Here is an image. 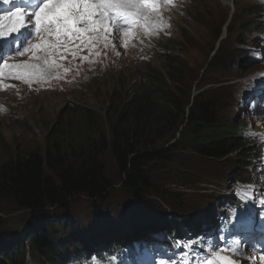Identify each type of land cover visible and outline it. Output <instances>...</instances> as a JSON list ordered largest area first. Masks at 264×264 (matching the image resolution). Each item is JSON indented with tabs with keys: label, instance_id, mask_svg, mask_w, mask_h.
Masks as SVG:
<instances>
[{
	"label": "trees",
	"instance_id": "16d2710c",
	"mask_svg": "<svg viewBox=\"0 0 264 264\" xmlns=\"http://www.w3.org/2000/svg\"><path fill=\"white\" fill-rule=\"evenodd\" d=\"M261 6L258 3L255 11L244 13L256 31L263 28ZM237 20L236 14L228 33ZM245 46L222 50L221 43L211 65L225 71L244 58L245 67L255 66ZM187 81L188 76L175 73L170 74L172 84L165 77L138 78L130 88L132 94L112 95L103 115L76 111V122H61L46 136L43 152L27 149L17 157L9 152L0 163V210L10 202L24 210L28 220L19 229L0 230V264H28L29 257L38 264H68L72 255L91 252V241L116 245L120 238L158 230L171 236L168 208L182 210L175 203L180 196L155 192L157 198L151 199L148 168L159 161L180 162L185 150L226 162L230 174L224 177L256 186L259 180L254 181L253 167L264 161V143L257 142L260 133L250 122L236 116L238 91L221 85L192 97L190 91L179 90V84ZM224 96L238 100L232 117L222 104ZM78 196L91 202L94 216L93 226L86 221L83 236L76 240L82 223L72 200ZM178 214L185 225L196 223L195 214ZM23 228L29 230L26 242L20 236Z\"/></svg>",
	"mask_w": 264,
	"mask_h": 264
},
{
	"label": "rangeland",
	"instance_id": "374dc122",
	"mask_svg": "<svg viewBox=\"0 0 264 264\" xmlns=\"http://www.w3.org/2000/svg\"><path fill=\"white\" fill-rule=\"evenodd\" d=\"M255 2L264 3V0H238L240 7L245 6V10H252V4ZM15 7L17 6L11 7L9 10L3 9L1 14L13 10ZM176 7L177 11H172L166 6L159 10L161 18L153 17L165 27L166 32L164 34L167 37L163 44L157 45L156 29L155 33L149 36H146L147 31L142 29L138 37L123 34L124 39L121 38L120 40L117 39L115 33H111L107 39L119 50L116 58L111 57V48L108 44H102L103 41L95 42L90 47H85L84 55L75 57L71 66H66L64 69L60 61L55 62V68L60 75H57L58 81L55 82L53 88L45 86L47 80L54 81L55 79V72L52 68L47 69L48 74L39 76L28 74L25 78L18 79L14 70L4 69L1 66L4 73L1 82L9 80L14 84L20 83L25 93L21 96L11 87L9 91L6 87H1L0 82V95L4 96L3 99H0V163L8 159L9 152L13 157H17L18 153L27 149H37L43 152L46 136L55 128H59L61 122H76V111L87 112L92 115L104 112L114 89L117 95L125 94L126 90L124 89L128 86V81L135 79L142 69L151 67L158 71L162 70V73L165 74L167 72L166 65L172 64L175 71L178 70L179 74L182 75L186 73L188 76L186 84H179V90L182 92L184 90L190 91L192 94L220 85L217 82H227L226 84H228L247 79L249 89L255 86L254 78L250 77L264 75L262 72L259 74V70H263L264 65L245 67L237 59V66L228 71L207 68L213 49L218 43V34H224V24L230 16L231 8L229 5L222 0H177ZM242 16L244 17V12ZM131 29L137 31V28L129 27L125 30ZM254 35L256 32L249 29L248 23H235L231 33L227 32L224 37V39L226 38L225 45L232 47L239 43L250 44L252 41L255 42ZM100 39L102 40V38ZM30 42L38 43L39 38L33 37ZM24 46L27 45L24 44ZM101 47L109 50L108 57H106L107 55H99L98 49ZM23 58H25L24 55L20 56L15 53L12 58L8 55L7 62L9 64H35L37 69H34L33 72H45L44 65L36 63V59L30 52L26 61L21 63ZM117 59L121 62L119 68H116ZM0 61L2 62L1 59ZM65 61L69 62L70 59L65 58ZM102 61H107L114 70L103 74L97 71L92 74L90 81L75 83L79 81L82 73L91 69V65ZM99 70H103V66H100ZM51 76L50 79H42ZM64 77L69 82L75 83L70 90H59L56 87L61 84L59 80L65 79ZM31 79L37 83L33 88L28 87L30 82L27 80ZM228 80L230 81L228 82ZM203 85L204 87H201ZM262 98L264 99V95ZM221 99L223 106L227 107L225 110L227 115L232 117L237 108V98L224 96ZM246 102L247 108H252L257 105L258 100H253L250 106L249 99ZM236 116L241 118L240 113H237ZM245 118V121L249 120L248 115H245ZM252 127L260 131L261 139L264 140V120L253 119ZM183 154L180 156V162L163 163L159 161L149 166L148 170L151 172L153 184L150 198H157L152 195L155 192L160 195L166 192H177L180 197L175 203L182 206L183 209L173 208L174 212L184 211L191 215L198 211L196 217L207 220L209 216H206L204 212L208 211L212 220L216 222V211L221 196L216 193L219 192L220 186L228 191L233 186L231 176L224 177L230 174L228 165L222 160L201 158L190 152H183ZM254 170L259 174L264 173V168L256 167ZM110 175L113 179L117 178L114 169L110 170ZM181 178L183 179L181 180ZM172 184H178L182 188L173 189ZM204 187L208 188L207 192L203 191L202 188ZM246 193L251 197L250 191H246ZM4 204V210H0V230L4 227L21 228L24 222L28 220L26 212L18 210L10 202ZM72 205L77 220L82 223L81 230L75 235L77 240L83 236L86 221H90L91 226H93L94 215L91 214V202L84 196L75 197L72 200ZM224 208L228 210V226L237 225L239 232L240 230L251 231L254 229L255 215L245 203L234 202L231 207L225 205ZM54 213L57 214L58 212ZM103 219L104 217L97 218V220ZM260 223L264 225V221L261 220ZM28 231L25 228L21 229L23 235ZM253 237H258L264 241V234H257ZM162 248L169 250L167 244H163ZM192 248L193 251L197 249L195 246ZM261 248L262 251L258 253L259 264H261L260 258L264 257V248L263 246ZM183 255L184 252L179 249L171 253L168 261L175 263L177 260H182ZM237 260L244 264H250L245 257Z\"/></svg>",
	"mask_w": 264,
	"mask_h": 264
},
{
	"label": "snow or ice",
	"instance_id": "6c2138e0",
	"mask_svg": "<svg viewBox=\"0 0 264 264\" xmlns=\"http://www.w3.org/2000/svg\"><path fill=\"white\" fill-rule=\"evenodd\" d=\"M0 2L7 4L11 0ZM156 8L152 0H36L34 7H15L0 14V40L13 38L14 53L23 56L32 52L34 59H43L45 72H33L37 69L35 64H9L6 61L3 68L14 70L18 79L28 74H48L47 69L55 65V60H49L50 56L59 52L60 58H64L71 49L90 47L101 37L107 41L113 27L117 29V36L121 32L127 36L129 32L124 25L147 20ZM22 30L31 32L39 42L26 40L23 44L27 46L21 47ZM72 55H75L74 51ZM238 253V247L225 246L220 251H209L198 264H239L234 258ZM260 262L264 264V257Z\"/></svg>",
	"mask_w": 264,
	"mask_h": 264
},
{
	"label": "bare ground",
	"instance_id": "6f19581e",
	"mask_svg": "<svg viewBox=\"0 0 264 264\" xmlns=\"http://www.w3.org/2000/svg\"><path fill=\"white\" fill-rule=\"evenodd\" d=\"M112 33H115V34H117V29L115 28V27H113V30H112ZM102 38V41L104 42V43H106L107 44V42H108V39H107V41H105V39L103 38V37H101ZM221 240V239H220ZM223 241V240H222Z\"/></svg>",
	"mask_w": 264,
	"mask_h": 264
}]
</instances>
